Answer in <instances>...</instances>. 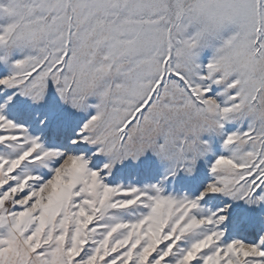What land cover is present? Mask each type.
I'll return each instance as SVG.
<instances>
[{
    "label": "snow or ice",
    "instance_id": "1",
    "mask_svg": "<svg viewBox=\"0 0 264 264\" xmlns=\"http://www.w3.org/2000/svg\"><path fill=\"white\" fill-rule=\"evenodd\" d=\"M0 264H264V0H0Z\"/></svg>",
    "mask_w": 264,
    "mask_h": 264
}]
</instances>
